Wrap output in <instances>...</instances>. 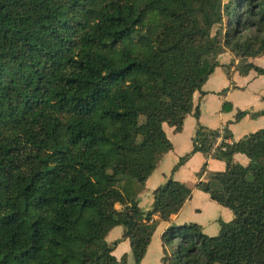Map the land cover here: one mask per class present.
Here are the masks:
<instances>
[{
  "label": "trees",
  "instance_id": "1",
  "mask_svg": "<svg viewBox=\"0 0 264 264\" xmlns=\"http://www.w3.org/2000/svg\"><path fill=\"white\" fill-rule=\"evenodd\" d=\"M225 50L264 74L248 62L264 55V0H0V264H127L106 241L118 225L139 264L191 195L169 177L139 206L172 149L164 124L181 131ZM247 114L264 109L235 121ZM230 138L198 124L172 172L201 152L195 186L233 219L215 236L168 227L161 264H264V129ZM210 157L226 167L202 181Z\"/></svg>",
  "mask_w": 264,
  "mask_h": 264
},
{
  "label": "crops",
  "instance_id": "2",
  "mask_svg": "<svg viewBox=\"0 0 264 264\" xmlns=\"http://www.w3.org/2000/svg\"><path fill=\"white\" fill-rule=\"evenodd\" d=\"M233 59V65L227 69ZM217 61L219 65L215 67L201 88L203 93L199 91L194 93L192 111L184 118L181 131L175 132L171 126L164 124V130L172 144V149L163 154L156 168L147 178L144 188L138 194L139 206L144 211L149 210L153 196L169 177L188 186L191 189V195L169 221L160 220L158 222L146 253L139 264H161L163 256L161 236L170 226L196 223L200 225L203 233L215 236L220 230L219 221L229 222L233 219V213L229 208L218 204L207 193L195 186L196 173L206 160L201 152L194 153L172 172L180 157L191 150L192 138L198 124L211 129H221L227 126L232 133L229 142L239 141L252 132L264 129V115L252 117L247 114L239 121H235V115L239 110L254 113L264 109V74H259L255 69H250L244 75L240 74L235 68L238 59L230 51H224L218 55ZM248 62L264 70V55L251 57ZM224 89L227 91L222 93ZM225 101L232 105L228 112L222 110ZM196 108L199 111L198 118L194 115ZM233 161L241 165L249 163L248 157L242 153H235ZM225 167L224 161L208 158L206 171L201 180L207 181L211 173L224 171ZM154 218L158 219V215ZM122 233V226H115L108 232L106 241L109 244L117 241L112 251L117 259L126 254L127 264H135L129 241L120 240Z\"/></svg>",
  "mask_w": 264,
  "mask_h": 264
},
{
  "label": "rangeland",
  "instance_id": "3",
  "mask_svg": "<svg viewBox=\"0 0 264 264\" xmlns=\"http://www.w3.org/2000/svg\"><path fill=\"white\" fill-rule=\"evenodd\" d=\"M224 2H227L228 0H223ZM218 29V27L216 26V27H214L213 29H212V34H214L215 32H216V30ZM225 51H229V50H225ZM216 58H218V56L216 57ZM217 235V234H216ZM214 236V235H213Z\"/></svg>",
  "mask_w": 264,
  "mask_h": 264
},
{
  "label": "built area",
  "instance_id": "4",
  "mask_svg": "<svg viewBox=\"0 0 264 264\" xmlns=\"http://www.w3.org/2000/svg\"><path fill=\"white\" fill-rule=\"evenodd\" d=\"M220 131L222 132V128L220 129ZM221 139V137L217 138V142ZM225 142H229V139H225Z\"/></svg>",
  "mask_w": 264,
  "mask_h": 264
}]
</instances>
